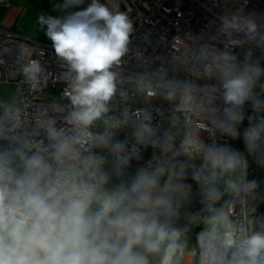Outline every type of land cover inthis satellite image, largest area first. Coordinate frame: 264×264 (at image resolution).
<instances>
[{"label": "clouds", "instance_id": "clouds-1", "mask_svg": "<svg viewBox=\"0 0 264 264\" xmlns=\"http://www.w3.org/2000/svg\"><path fill=\"white\" fill-rule=\"evenodd\" d=\"M50 3L54 60L0 46V264H264V12L141 47L126 0Z\"/></svg>", "mask_w": 264, "mask_h": 264}, {"label": "built area", "instance_id": "built-area-1", "mask_svg": "<svg viewBox=\"0 0 264 264\" xmlns=\"http://www.w3.org/2000/svg\"><path fill=\"white\" fill-rule=\"evenodd\" d=\"M126 3L132 9L131 16L136 22L133 46L147 47L144 41L146 35L150 36L152 45L155 46L161 34H167L171 40L172 36L187 31L200 32L210 29L224 0H219L220 6H215L214 0H126ZM9 6V0H0V10ZM228 6L238 7L239 4L229 3ZM123 7L124 5L121 4V8ZM253 8L264 12V0H251L249 10ZM28 40L30 39L5 27L0 20V46ZM33 42L47 50V60H54L50 43ZM149 51H152V47H149ZM60 87L59 84L50 85L45 91L50 95H56Z\"/></svg>", "mask_w": 264, "mask_h": 264}, {"label": "rangeland", "instance_id": "rangeland-1", "mask_svg": "<svg viewBox=\"0 0 264 264\" xmlns=\"http://www.w3.org/2000/svg\"><path fill=\"white\" fill-rule=\"evenodd\" d=\"M16 5L20 7V10L23 11L25 17L30 16L32 18L26 29L24 28L22 30V32H24V36L30 39H35V41L43 40L44 34H41V32L37 33L35 31V18L40 11L50 12V0H20L16 3Z\"/></svg>", "mask_w": 264, "mask_h": 264}, {"label": "crops", "instance_id": "crops-1", "mask_svg": "<svg viewBox=\"0 0 264 264\" xmlns=\"http://www.w3.org/2000/svg\"><path fill=\"white\" fill-rule=\"evenodd\" d=\"M19 1L20 0H9L10 6L4 10H0V20L5 27L24 36V32H22V30L24 28L26 29L32 18L30 16L25 17L23 11L20 10V7L16 5V3H18ZM38 41L43 43H50L45 36L43 37V40Z\"/></svg>", "mask_w": 264, "mask_h": 264}]
</instances>
